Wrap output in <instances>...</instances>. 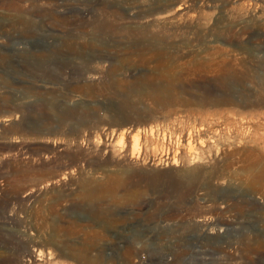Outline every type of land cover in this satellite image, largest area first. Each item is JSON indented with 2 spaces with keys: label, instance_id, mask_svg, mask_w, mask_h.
<instances>
[{
  "label": "rangeland",
  "instance_id": "374dc122",
  "mask_svg": "<svg viewBox=\"0 0 264 264\" xmlns=\"http://www.w3.org/2000/svg\"><path fill=\"white\" fill-rule=\"evenodd\" d=\"M0 264H264V0H0Z\"/></svg>",
  "mask_w": 264,
  "mask_h": 264
},
{
  "label": "bare ground",
  "instance_id": "6f19581e",
  "mask_svg": "<svg viewBox=\"0 0 264 264\" xmlns=\"http://www.w3.org/2000/svg\"><path fill=\"white\" fill-rule=\"evenodd\" d=\"M120 134H121L122 136H124V135H125V131H122Z\"/></svg>",
  "mask_w": 264,
  "mask_h": 264
}]
</instances>
